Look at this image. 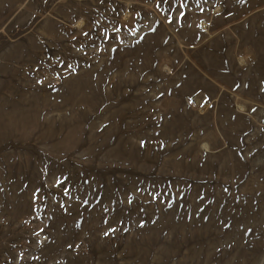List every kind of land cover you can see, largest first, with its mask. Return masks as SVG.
<instances>
[{"label": "rangeland", "instance_id": "obj_1", "mask_svg": "<svg viewBox=\"0 0 264 264\" xmlns=\"http://www.w3.org/2000/svg\"><path fill=\"white\" fill-rule=\"evenodd\" d=\"M0 264H264V0H0Z\"/></svg>", "mask_w": 264, "mask_h": 264}]
</instances>
